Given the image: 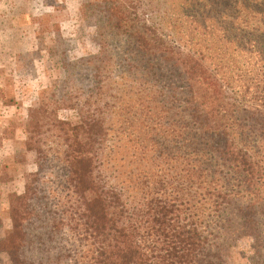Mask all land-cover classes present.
I'll return each instance as SVG.
<instances>
[{
  "label": "trees",
  "instance_id": "trees-1",
  "mask_svg": "<svg viewBox=\"0 0 264 264\" xmlns=\"http://www.w3.org/2000/svg\"><path fill=\"white\" fill-rule=\"evenodd\" d=\"M157 1L80 60L77 124L29 111L13 264H228L242 238L264 264V0Z\"/></svg>",
  "mask_w": 264,
  "mask_h": 264
},
{
  "label": "rangeland",
  "instance_id": "rangeland-1",
  "mask_svg": "<svg viewBox=\"0 0 264 264\" xmlns=\"http://www.w3.org/2000/svg\"><path fill=\"white\" fill-rule=\"evenodd\" d=\"M144 4L164 7L157 0H0V264H13L6 243L12 227L9 196L22 194L25 176L37 171L34 152L25 149L29 111L48 108L56 119L77 124L76 112L58 100L76 86H89L80 60L98 56L104 38L99 34L139 15ZM59 171L60 164L49 160L43 176L51 175L58 186L62 178L53 174ZM41 187L45 191L46 184ZM251 246L250 238L238 240L227 253L228 264H250Z\"/></svg>",
  "mask_w": 264,
  "mask_h": 264
}]
</instances>
